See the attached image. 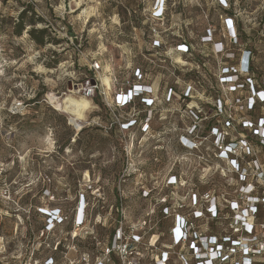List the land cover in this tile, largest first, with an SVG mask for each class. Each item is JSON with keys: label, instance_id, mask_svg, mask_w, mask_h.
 Listing matches in <instances>:
<instances>
[{"label": "rangeland", "instance_id": "rangeland-1", "mask_svg": "<svg viewBox=\"0 0 264 264\" xmlns=\"http://www.w3.org/2000/svg\"><path fill=\"white\" fill-rule=\"evenodd\" d=\"M154 2L0 0V263L44 264L52 256L56 242L60 241L65 247L70 245L68 232L70 235L73 232L70 221L51 232L42 234L41 230L48 221L47 214L57 210L71 216L73 221L78 218L82 197L88 203L84 220H92L77 229L78 240L87 236L82 242L87 245L92 244L90 236L107 239L111 229L104 221L107 206L115 204L119 189L128 198L126 205L124 203L128 211L124 214L132 211V215L138 217L144 213L146 205L137 195L148 184V175L163 182L167 170L177 169L180 160L174 152L181 151L178 139L189 123L185 119V107L178 99L170 103L168 130L161 132V136L157 133L154 138L149 137L150 140L145 135L144 140L154 141L141 148L134 146L132 153L120 135L117 142L100 130L91 114L93 109L87 114V122L77 125L70 116L56 111L51 100V97L83 98L88 69L94 61L102 64V81L110 82L114 92L118 84L142 65L137 60L141 53L146 55L148 34L131 30L130 22L143 20L145 32L150 24L155 27L156 23L150 20ZM216 3L217 0H172L164 22L157 24L169 61L185 74L190 73V66H183L181 56L173 54L176 43L171 44L166 35L183 37L185 32L183 38L188 35L196 42L208 25L219 30L218 16L206 19L207 13H203ZM248 5L254 9L261 7L262 2L251 0ZM24 9H28L29 17L43 21H38L36 28H49L48 39L54 42L42 48L26 32L20 38L14 36L13 24ZM241 17L246 24L251 19L247 13ZM54 58L59 63L50 68ZM147 58L148 55L143 61ZM167 68L169 72L162 81L182 93L186 85L175 80L172 69ZM156 74L154 69L148 71V81H156ZM203 82L208 86L206 89L211 88L210 83ZM195 89L194 103L202 101L205 106L212 105L202 93L205 88ZM38 95L40 105L33 104ZM231 103L228 101L226 105L231 108ZM193 107L194 104L190 109ZM105 118V115L101 117ZM131 138L138 139L135 132L128 141ZM164 142H167L166 152L153 150L150 145ZM152 158H157L158 162L153 163ZM128 165L131 167L129 175L133 172L134 175L123 179ZM181 169L194 171L196 163L187 162ZM211 178L207 174L203 182ZM132 215L127 216L128 221L132 220Z\"/></svg>", "mask_w": 264, "mask_h": 264}, {"label": "built area", "instance_id": "built-area-1", "mask_svg": "<svg viewBox=\"0 0 264 264\" xmlns=\"http://www.w3.org/2000/svg\"><path fill=\"white\" fill-rule=\"evenodd\" d=\"M260 1L261 7L249 6L246 13L251 19L245 23L247 27L254 26L255 17L264 9V0ZM166 10V0H155L150 20L156 26H148L150 40L146 43V55L141 53L142 58L149 57L145 61L149 70L144 69L143 73L139 66L113 92L110 82L102 81V64L94 61L89 67L92 77L87 81L83 96L92 103V113L100 111L93 103L95 97L100 96L112 117L104 129L117 127L132 153L134 146L141 148L154 141L144 140L145 135L150 140L149 137L154 138L157 133L161 136V132L168 130L170 103L176 100L172 102L171 90L161 96L155 81H148L147 72L157 68L165 78L169 66L174 79L186 85L179 101L185 107V119L189 123L178 139L181 151L174 152L180 160L178 167L167 170L163 182L148 175V184L137 195L146 205L144 213L138 217L132 215V211L124 214L128 211L124 206L128 198L119 189L115 204L107 206L108 214L103 218L111 227L105 240L90 236L92 244L87 245L82 243L87 236L78 240L77 229L92 220H84L88 206L84 197L80 200V215L74 221L61 210L48 213L42 234L69 221L73 232L71 235L68 232L71 244L65 247L60 241L56 242L52 256L44 264H264V114L256 111L257 105H264V61L257 55L261 52L247 43L239 44L237 20L219 17V30L208 25L196 42L188 36L193 51L212 46V54L206 59L208 73L201 72L200 66L190 60L189 46L173 45V54L181 56L183 66H190V73L185 74L169 61L165 42L160 37L162 32L157 24L164 22ZM246 13L240 12L237 17L244 21L241 16ZM205 18L210 17L205 15ZM261 32L264 33V27ZM237 55V65H230ZM177 71L184 75L193 73L196 80L184 82L176 77ZM202 80L210 83L211 88L206 89L208 86L205 87ZM114 81L116 84L115 77ZM195 87L205 88L202 93L212 105L192 101ZM242 90L246 92L241 98L237 95ZM228 101H232L231 108L226 105ZM138 102L143 105V111H139ZM192 104L194 107L190 109ZM243 112L253 114L246 117L240 115ZM142 115L145 116L141 119ZM134 132L142 136L128 141ZM166 143L150 145L153 150L166 152ZM151 161L156 163L158 159ZM193 161L196 170L181 169ZM130 168L126 167L123 179L134 175V172L129 175ZM207 174L212 178L204 183ZM136 210L137 207L133 211ZM128 215H132L131 221ZM102 226L105 227L103 223Z\"/></svg>", "mask_w": 264, "mask_h": 264}, {"label": "trees", "instance_id": "trees-1", "mask_svg": "<svg viewBox=\"0 0 264 264\" xmlns=\"http://www.w3.org/2000/svg\"><path fill=\"white\" fill-rule=\"evenodd\" d=\"M154 0H152L153 3ZM167 1V5L168 8L169 6H171V2L172 0H166ZM218 3H216V6L212 7V8H208L207 11L205 13H207V15L209 17L213 16L216 14V16L222 17V19H233V20H237V26H238V31H239V44L240 45H244L245 43H247L251 48H255L258 47L259 52H261L260 54H257L259 56V58L262 59V61H264V33H262V29L264 27V9L259 12L257 14V16L255 17L254 20V26L252 27H247V25L245 24L244 21H242L240 18L237 17V15L241 12V13H246L249 9V3L251 0H241L240 6L239 8L235 7V3L236 0H217ZM151 3V4H152ZM149 7V5H148ZM136 12H134L135 14ZM29 11L28 9H24L21 14L19 15L17 21L14 22L13 24V34L14 36L20 38L22 37V35L26 32V34H28V36L30 38H32L33 42L38 46V47H45L47 44L54 42L51 41L50 39H48V29L49 28H42V29H37L36 25L39 22H43L41 19H39L38 21L35 20L33 17H29ZM222 23V22H221ZM130 26H131V30H138L140 32V34H148L149 32V27L147 29V31L145 32L144 30V21H138V22H130ZM181 31H183L181 29ZM202 34V33H201ZM185 32H183V37L185 36ZM202 36V35H201ZM168 41L171 44L174 43H183L186 44L187 46L190 47V45L192 44L190 42V40L188 39V35L187 37L183 38V37H176V35L174 34H168L166 35ZM178 38V39H177ZM175 41V42H174ZM59 42H56L55 44H58ZM170 44V45H171ZM175 45V44H174ZM154 54V53H152ZM189 54H191L190 60L192 62H194L195 64H198L200 66L201 72H209V67L206 63V59L208 56H210L212 54V46L211 45H206L204 46V48L201 49H196V50H192L191 47L189 49ZM256 54V53H255ZM154 56V55H151ZM154 58V57H153ZM139 63H142V65L139 64L142 72L144 73V69L149 70L148 68V64L147 62L143 61V58L141 56H139V59L137 60ZM238 62V55L236 57V59L234 61H230L229 64L230 65H237ZM59 61L58 59H53V61L51 62V64L49 65L50 68H55L56 65H58ZM155 73L157 71V76L156 77V81H155V87L158 88L159 90V94L161 96H164L169 90L172 91V102H174V100H179L183 98V93H178V89L174 86L171 85L169 86L166 82L162 81V70L160 69H154ZM88 79L90 80L92 75L88 69ZM176 77L179 79H182L184 82H194V80H196V75L191 73V74H187L184 75L182 72L177 71L176 72ZM213 82L216 84L215 80L213 79ZM258 87V84L256 85ZM246 90H242L239 92V94L237 96L245 97V93ZM40 95H38L37 97H35V99L33 100V104H38L40 105ZM94 105L99 107V112L98 113H92L94 116V120H96V125L99 126V123H101L102 127H100L103 132H105L107 135H109L110 137L114 138L117 142H118V138H119V132H118V128L117 127H113L110 130H105L104 127L109 125L112 121V117L109 115V113L106 110V107L103 104L102 99L100 98V96L95 97L94 101H93ZM259 105H257L256 107V111L259 115H263L264 114V105H262L261 107H258ZM137 107L139 109V111H143L144 107L143 105L138 102ZM167 108V105H166ZM104 112V113H103ZM246 115V117H250L253 113L252 112H243L240 115ZM105 115L106 118L104 120L101 119V117ZM249 115V116H248ZM145 115H142L140 118H144ZM163 116V115H162ZM161 116V117H162ZM166 116V115H165ZM255 116V115H254ZM95 122V121H94ZM83 131V130H82ZM81 131V132H82ZM142 133H137V137H141Z\"/></svg>", "mask_w": 264, "mask_h": 264}, {"label": "bare ground", "instance_id": "bare-ground-1", "mask_svg": "<svg viewBox=\"0 0 264 264\" xmlns=\"http://www.w3.org/2000/svg\"><path fill=\"white\" fill-rule=\"evenodd\" d=\"M51 100L56 111L70 116L77 125L87 122V114L93 109L92 103L84 97L77 99L67 96L63 100L51 97Z\"/></svg>", "mask_w": 264, "mask_h": 264}]
</instances>
